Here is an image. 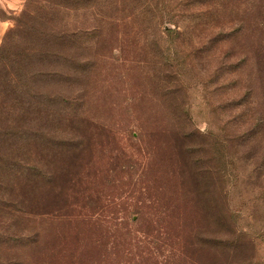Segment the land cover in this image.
<instances>
[{"label": "rangeland", "instance_id": "374dc122", "mask_svg": "<svg viewBox=\"0 0 264 264\" xmlns=\"http://www.w3.org/2000/svg\"><path fill=\"white\" fill-rule=\"evenodd\" d=\"M16 11L0 264H264V0Z\"/></svg>", "mask_w": 264, "mask_h": 264}, {"label": "clouds", "instance_id": "9594fccd", "mask_svg": "<svg viewBox=\"0 0 264 264\" xmlns=\"http://www.w3.org/2000/svg\"><path fill=\"white\" fill-rule=\"evenodd\" d=\"M27 0H13V3L9 4V7L16 8V14L19 15L24 8V5L26 4ZM5 3V0H0V6H2ZM14 27V23L12 21L3 22L0 21V44L3 43L2 37L7 32L8 29Z\"/></svg>", "mask_w": 264, "mask_h": 264}, {"label": "crops", "instance_id": "0c3cea01", "mask_svg": "<svg viewBox=\"0 0 264 264\" xmlns=\"http://www.w3.org/2000/svg\"><path fill=\"white\" fill-rule=\"evenodd\" d=\"M11 3H13V0H5V3L2 6H0V8L7 9L9 7L8 5L11 4ZM9 8H13V7H9ZM0 21L5 22L4 20H1V19H0Z\"/></svg>", "mask_w": 264, "mask_h": 264}]
</instances>
